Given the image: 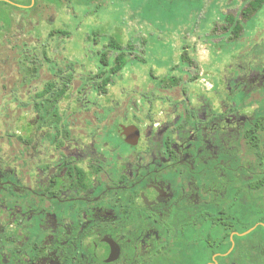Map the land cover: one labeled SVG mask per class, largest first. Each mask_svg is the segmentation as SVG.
Returning a JSON list of instances; mask_svg holds the SVG:
<instances>
[{
  "label": "flooded vegetation",
  "instance_id": "1",
  "mask_svg": "<svg viewBox=\"0 0 264 264\" xmlns=\"http://www.w3.org/2000/svg\"><path fill=\"white\" fill-rule=\"evenodd\" d=\"M23 1L0 0V5L27 12L38 2ZM17 30L22 35L12 36L27 48L28 34L20 25ZM58 34L54 30L49 36ZM124 35L111 41L124 48ZM45 47H39L43 53ZM135 47L125 46L126 58L133 57ZM118 55L112 51L110 71ZM183 61L188 66L183 75L162 84L177 89L165 99L173 114L154 124L158 107H151L152 117L143 114L151 123L146 134L143 125L116 119L117 141L130 149L124 156L107 157L110 141L89 133L88 139L76 136V152L65 158L70 141H64L58 113L55 141L45 135L32 140L33 131L25 126L24 135L17 136L19 151L0 150V264H255L264 259V241L239 239V227L248 218H256L252 227L264 233V200L257 204L252 197L264 190V154L255 153L264 115L249 88L262 86L264 76L252 72L233 78L242 101L254 105L248 111L246 103L237 102L235 109L229 103L232 94L225 99L228 79L219 71L210 77L209 92L202 88L189 97V90L180 89L200 81L196 61ZM56 101L49 100V111ZM83 106L78 112H92Z\"/></svg>",
  "mask_w": 264,
  "mask_h": 264
},
{
  "label": "rangeland",
  "instance_id": "2",
  "mask_svg": "<svg viewBox=\"0 0 264 264\" xmlns=\"http://www.w3.org/2000/svg\"><path fill=\"white\" fill-rule=\"evenodd\" d=\"M14 1L24 4L23 0ZM250 2L252 0H38L37 6L27 12L0 5V150L9 153L17 148L19 151L17 136L24 135L25 126L32 129V140L45 135L49 141H55V127L60 122L54 113H58L63 121L64 141H70L69 150L64 149L65 158L71 159L68 152H76V136L86 139L89 133L97 135L95 139L101 142L110 141L114 149L107 157L112 158L116 153L124 156L130 149L117 141L116 119L133 120L143 125L146 134L147 125L151 123L144 122L143 114L152 117L151 107L154 110L158 107V121L154 124L173 114V107L166 106L165 99H168L167 94L173 98L177 89H166L162 84L168 77L183 75V69L188 67L183 60L187 57L200 67L196 72L200 81L196 85H180V89L189 90V97L192 92L201 94L202 88L209 92L213 83L210 77L219 71L228 79L224 85L225 99L231 93L232 107L239 108L236 103L240 102L246 103L245 110H252L254 105L249 99L243 102L241 92L235 90L232 83L233 78L252 72L264 76V5L245 19L241 14L250 7ZM21 18L17 24V19ZM229 20L233 25H243L238 38ZM19 25L28 34L27 48L12 36L22 35L17 30ZM54 30L61 34L49 36ZM119 33L125 34L121 37L124 49L127 44L136 47L132 51L134 58L128 55L126 65L112 75V52L107 45ZM11 45L14 47L10 48ZM42 45L46 46L44 53L43 48H39ZM105 54L106 65L101 62ZM202 67L206 72H202ZM105 79H110L108 95H101L99 84ZM55 81L59 86L53 89L49 84ZM65 82L70 84L67 89ZM193 85L196 90H191ZM249 88L252 103L259 109V115H264V84ZM49 89L53 90L47 97L39 95ZM51 99L58 101L49 111ZM36 102L39 108L35 107ZM82 103L83 108L92 112H78ZM110 115L114 119L111 123ZM244 128L243 133L249 130V126ZM255 134L259 143L255 153L259 156L264 154V123ZM116 142L118 148H115ZM112 170L115 172L114 168ZM252 197L257 204L261 203L264 190H258ZM255 219L248 218L239 227L242 243L264 241V233L252 227ZM249 227L252 228L245 233ZM255 264H264V259Z\"/></svg>",
  "mask_w": 264,
  "mask_h": 264
},
{
  "label": "trees",
  "instance_id": "3",
  "mask_svg": "<svg viewBox=\"0 0 264 264\" xmlns=\"http://www.w3.org/2000/svg\"><path fill=\"white\" fill-rule=\"evenodd\" d=\"M263 5H264V0H255V1L251 2L250 7L243 11V13H242L243 17L246 19V18L252 16L253 14L257 13L263 7ZM229 26H231V27L233 26L236 38H238L240 33L243 32V25L241 23L233 25V21L231 20L229 22ZM107 46H108V48L111 49V52L112 51L113 52H119V55L115 58V61L117 63L115 64L114 68L111 70L112 75H116L117 73H119L122 70V68L128 62L127 58L124 55L125 49L122 47L121 43L117 42V41H110V43ZM107 61H108V57H107V54H105L101 58V62L104 65H106ZM103 75L104 74H102V76ZM109 83H110V79H105L101 84H99V90L101 91V93H107V87H108ZM64 85H65V89H67L68 85H70V84L65 82ZM50 91H52V89L47 90L46 92L42 93V95H44V94L46 95ZM247 229L248 228H246V230ZM209 261H211V257H210Z\"/></svg>",
  "mask_w": 264,
  "mask_h": 264
},
{
  "label": "water",
  "instance_id": "4",
  "mask_svg": "<svg viewBox=\"0 0 264 264\" xmlns=\"http://www.w3.org/2000/svg\"><path fill=\"white\" fill-rule=\"evenodd\" d=\"M248 233V232H247Z\"/></svg>",
  "mask_w": 264,
  "mask_h": 264
}]
</instances>
